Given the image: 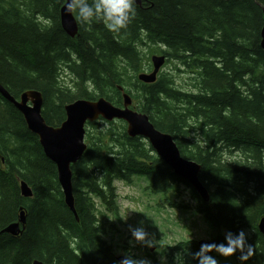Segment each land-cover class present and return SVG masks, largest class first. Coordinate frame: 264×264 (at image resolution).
<instances>
[{
  "label": "trees",
  "instance_id": "16d2710c",
  "mask_svg": "<svg viewBox=\"0 0 264 264\" xmlns=\"http://www.w3.org/2000/svg\"><path fill=\"white\" fill-rule=\"evenodd\" d=\"M66 1L0 0V85L16 100L26 92L41 93L43 118L54 128L65 122L70 104L104 98L121 108L123 94H129L134 109L171 135L184 159L201 166L209 201L176 176L148 142L131 138L125 122H118L124 128L112 122L115 128H106L105 136L96 132L98 124L89 131V123L87 150L71 166L78 221L65 203L56 165L22 114L0 94V264H119L106 239L122 235L115 182L133 186L135 176L147 178V195L159 199L157 214L164 206L185 213L190 206L183 198L189 192L196 215H203L214 232L212 243H226L225 232L244 230L257 249L246 264H264L259 228L264 216V0H140L136 18L119 33L98 20L82 23L73 11L79 26L74 38L61 24ZM143 41L150 49L149 64L156 54L166 57L165 67L180 63L185 70H179L191 75L190 86L179 87L167 72L153 84L139 82L137 75L149 65ZM64 73L74 77L71 86L62 82ZM21 182L31 188L32 198L21 195ZM22 212V233L3 232L19 222ZM200 247L192 241L169 250L178 249L186 254V264H196L185 250L195 253ZM239 255L231 257L234 264H241Z\"/></svg>",
  "mask_w": 264,
  "mask_h": 264
},
{
  "label": "water",
  "instance_id": "95a60500",
  "mask_svg": "<svg viewBox=\"0 0 264 264\" xmlns=\"http://www.w3.org/2000/svg\"><path fill=\"white\" fill-rule=\"evenodd\" d=\"M137 3H140V0H137ZM66 4L67 1L61 9V24L64 31L74 38L78 34L79 26L73 11H67ZM260 36V45L264 51V26L261 29ZM166 60L165 56H154L152 58L153 72L151 74H140L139 81L145 84L155 83ZM119 90L124 92L122 87H119ZM0 94L20 111L29 130L38 136L45 155L56 165L65 203L78 221L79 217L73 196L71 166L78 163L87 150L85 144L86 123L98 120L100 117L108 121L115 119L125 121L128 124L130 137H141L148 140L156 154L173 170L176 176L189 182L204 201H209L208 190L200 180L201 166L196 162L184 159L173 137L157 130L148 116L132 110L133 101L128 94H123V108L113 106L104 98L97 102L81 100L70 104L65 108L66 120L58 128L48 126L43 118V97L41 93L36 91L26 92L22 94L20 101H17L0 85ZM20 190L23 197H33V192L27 183L21 182ZM21 225L23 228L26 225L25 212L21 213L18 223L8 226L3 232L10 236H18L22 233ZM260 230L264 234V226H260ZM122 259L124 257L118 258L119 264ZM33 264L44 263L35 261Z\"/></svg>",
  "mask_w": 264,
  "mask_h": 264
},
{
  "label": "rangeland",
  "instance_id": "374dc122",
  "mask_svg": "<svg viewBox=\"0 0 264 264\" xmlns=\"http://www.w3.org/2000/svg\"><path fill=\"white\" fill-rule=\"evenodd\" d=\"M147 45L148 43L143 41L141 44V52L143 54L145 63L149 64L148 59L150 57V49ZM152 69L153 65L151 60L150 64L145 68V73L151 74ZM179 69H181V65L175 61L174 63H170L168 66L163 67L161 72L172 74L178 86L181 88H186V86H190L191 84L189 80L191 75L187 72H183L185 69H181L183 71H180ZM141 73L137 75V78ZM73 81L74 77L70 76L68 73H64L62 82L71 86L70 84ZM115 122L116 124L114 126L121 125L124 128L122 123L118 124V120ZM111 123L105 120H98L93 123V126H91L89 131H91L92 128L98 124L99 128L96 130V132H102L101 135L105 136L104 130L106 128H115L113 124L111 125ZM117 130L120 129L117 128ZM232 156L235 157V155ZM226 159L230 160L234 158L228 157ZM134 183L136 184L133 186H128L121 181L115 182V185L118 188L119 205L121 208V217L123 221V225L121 226L122 235H119L121 238H118L109 234L106 239L109 244L113 245L115 248L117 258L125 257L126 255H132L138 259H148L150 261L153 259V261L157 262L158 264H170V260L172 259L174 264H176L177 255L179 254L183 256L184 260H186V254L182 253L178 249L175 252H170V247H174L176 245L179 246L181 243L185 244L186 242L192 241H196L198 244H200V246L202 244H211L213 242L212 233L214 232L211 230L209 224H207L204 220L203 215L198 213L196 215L197 203L191 198V194L189 192H186L183 198V203L190 206V209L186 210L185 213L164 206L162 208L163 211L160 214H157V212L154 210V207L157 206L159 199L157 197H149L147 195V178H139V176H135ZM97 208L102 209L98 201ZM149 218H153V220ZM142 221L143 223H141ZM110 224L111 219H109L108 226ZM262 226H264V222L262 223ZM130 227H144L145 230L151 234V237L155 239L157 245L152 248H148L141 244L135 243L133 241L131 232L129 231ZM190 234L192 236L191 241L189 239ZM144 249H146L147 252H144ZM211 255H213L218 260V264H220V258L223 264H234V262L231 260V257L226 258L216 253H211ZM228 258L230 259V262ZM153 261L151 262L155 264Z\"/></svg>",
  "mask_w": 264,
  "mask_h": 264
},
{
  "label": "clouds",
  "instance_id": "9594fccd",
  "mask_svg": "<svg viewBox=\"0 0 264 264\" xmlns=\"http://www.w3.org/2000/svg\"><path fill=\"white\" fill-rule=\"evenodd\" d=\"M137 0H67L66 9L68 12L77 11L78 18L82 23L90 24L94 21H101L113 33L125 30L137 16L135 7ZM143 223V221L141 222ZM133 241L148 248L157 245L151 234L144 227L129 229ZM191 241L192 236L190 234ZM226 243L202 244L199 251L192 253L185 250L196 264H218V260L211 253L223 257H232L240 253L241 264H246L255 254L256 247L248 242V234L241 230L238 234L230 231L225 232ZM120 264H151L148 259H138L132 255H126ZM176 264H186L183 256L177 255Z\"/></svg>",
  "mask_w": 264,
  "mask_h": 264
},
{
  "label": "bare ground",
  "instance_id": "6f19581e",
  "mask_svg": "<svg viewBox=\"0 0 264 264\" xmlns=\"http://www.w3.org/2000/svg\"><path fill=\"white\" fill-rule=\"evenodd\" d=\"M204 202H208V201H204Z\"/></svg>",
  "mask_w": 264,
  "mask_h": 264
}]
</instances>
